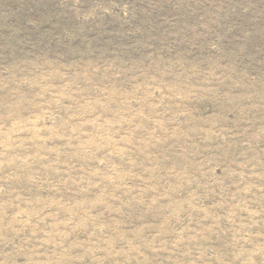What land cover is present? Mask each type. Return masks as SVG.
Returning a JSON list of instances; mask_svg holds the SVG:
<instances>
[{"label":"rangeland","instance_id":"rangeland-1","mask_svg":"<svg viewBox=\"0 0 264 264\" xmlns=\"http://www.w3.org/2000/svg\"><path fill=\"white\" fill-rule=\"evenodd\" d=\"M0 264H264V0H0Z\"/></svg>","mask_w":264,"mask_h":264}]
</instances>
